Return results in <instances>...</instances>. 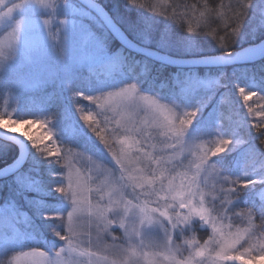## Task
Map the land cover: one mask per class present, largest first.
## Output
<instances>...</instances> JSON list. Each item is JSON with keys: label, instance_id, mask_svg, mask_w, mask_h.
Here are the masks:
<instances>
[{"label": "snow or ice", "instance_id": "1", "mask_svg": "<svg viewBox=\"0 0 264 264\" xmlns=\"http://www.w3.org/2000/svg\"><path fill=\"white\" fill-rule=\"evenodd\" d=\"M250 6L251 0L236 6L241 10L230 18L235 26L227 21L223 25L225 30L231 27L228 35L237 34L245 9ZM12 10L9 8L3 15ZM16 29H13L12 41L17 39ZM188 30L193 31L191 27ZM218 39L222 41L219 44L222 48L229 47L226 37ZM239 92L245 102L258 95L264 99V94L245 93L243 87ZM84 98L103 101L98 104L101 109L98 115L103 117L106 130L108 125H113L107 139L93 128L103 148L95 143L92 147L105 165L83 170L71 162L66 165L67 172L55 191L67 198L70 208L48 217L57 222L52 231L63 241V246L54 253L32 247L27 252L21 251L12 260L18 262L23 256L29 258L30 264H222L225 261L253 264L257 260L264 261V212L248 208L246 213H237L226 208L242 190L253 189L258 183L264 185V178L230 176L212 163L211 158L224 156L222 154L229 151V145H234L232 134L231 138L219 139L214 148L202 150L199 136L188 138L198 110L183 113V118L177 117V125L170 115L174 112L173 106L140 95L135 84L107 92L106 96L102 93ZM140 111L145 113L143 120L139 118ZM248 114L256 121L251 127L264 137V121L259 120L264 117V105L255 113L248 107ZM84 119L93 118L87 115ZM10 123L23 126L32 122L0 119V128L15 132L9 127ZM20 135L32 141L33 147H38L27 132ZM157 139L159 149L153 143ZM109 140H114L119 149ZM183 153L192 159L187 163L180 160L178 156ZM112 161L116 167L107 166ZM178 168L184 171L178 172ZM128 188L132 189L136 203L127 198ZM137 189L142 192L137 193ZM261 198L264 199V192ZM153 203L155 207L150 206ZM229 211H232L231 217L227 214ZM253 216L262 223L241 226L242 218L251 221ZM194 219L211 229V235L203 243L195 234L185 237L183 232L184 226L190 225ZM114 224L123 229V236H112ZM154 224L162 227V237L145 234V227ZM177 229H180L179 236L185 237L182 244L174 238ZM110 236L112 242L108 243ZM253 250H258L259 254L252 255ZM245 254H248L247 258Z\"/></svg>", "mask_w": 264, "mask_h": 264}, {"label": "trees", "instance_id": "2", "mask_svg": "<svg viewBox=\"0 0 264 264\" xmlns=\"http://www.w3.org/2000/svg\"><path fill=\"white\" fill-rule=\"evenodd\" d=\"M69 1L82 6L76 0ZM96 1L110 14L130 40L171 58L191 59L229 53L256 45L264 39V28L256 30L248 22L250 19L248 14L252 6L245 9L244 19L235 36L228 35L231 27L225 30L223 26L225 21L232 24L230 18L241 10L236 6L247 3L248 0H167L177 8L180 7L178 12L182 16L176 14L177 21L184 16L190 19L188 21L193 25L191 28L194 34L185 38L184 27L176 23L173 26L172 22L170 25L173 27H169L172 29H169L171 34L166 42L165 39L159 42L152 36L150 38L142 36V38L137 35L143 27L140 24L141 20L149 19L147 11L149 0ZM254 1L251 0V5ZM90 14L94 21L85 19L84 23L89 31L102 40L103 47L113 55V59L123 62L121 71H125L126 75L133 78L142 88L172 100L171 102L181 106L186 112L198 110L196 121L194 119L190 129L194 135L212 137L211 140L214 139L215 145L219 139L231 138L232 134L234 145H229V151L222 154L224 155L222 157L211 158L212 163L216 164L219 170L234 177L247 178L252 175L256 179L264 178V142H262L264 137H260L251 127L256 121L254 116L248 114V107L253 108L254 113L260 111L264 99L258 95L245 102L239 92V88L243 87L245 93L256 91L264 94V57L248 64L224 67L187 68L166 64L126 50L113 38L101 21L91 12ZM218 37H226L229 47L222 48L219 45L222 41ZM190 41L193 47L195 46L191 52L177 51L178 47H184L185 43L188 44ZM104 77L105 72H102L101 67H81L74 72L65 93H60L59 88H55V94L49 93L47 89L32 92L31 95L34 97L36 94L38 100V103L33 104V109L39 108L40 112L46 114L48 122L52 118L57 121L63 119L65 111L60 96L64 94L66 104L78 102L76 94H84ZM0 100H3L2 89ZM259 120L264 121V117ZM215 131L217 134L214 135ZM51 139L50 142H45V146L54 149L51 161L56 165L46 167L37 159V170L34 174L31 173L43 189L56 188L53 184L60 178L59 163H63V152L67 148L71 149V144H62L58 138ZM29 150L28 160L22 170L10 178L0 179V222L1 224L5 222V226L0 227V239L4 240L6 245L1 249L0 264H9L15 252L18 253L17 247L25 250L34 239L40 250L49 252L57 250L63 244V241L52 231L53 227L57 226V222L48 219L51 214L62 209L64 203L59 197L63 195L57 192L51 193V196H43L32 189H24L19 184L20 176L26 174L33 165L32 157L36 158L32 149ZM17 156L18 148L14 144L0 140V168L12 163ZM263 189L264 185L258 183L253 189L242 190L237 198L233 199L230 209L237 213H246L248 208L264 212V199L259 194ZM23 214H27L30 220H23ZM245 219L247 218H242L241 222ZM6 222L11 224L6 225ZM251 223L258 226L262 221L253 216ZM195 231L204 232L196 227Z\"/></svg>", "mask_w": 264, "mask_h": 264}, {"label": "rangeland", "instance_id": "3", "mask_svg": "<svg viewBox=\"0 0 264 264\" xmlns=\"http://www.w3.org/2000/svg\"><path fill=\"white\" fill-rule=\"evenodd\" d=\"M251 6L252 9L248 14V17H250L248 22L256 30H259V28L263 29L264 0H255ZM9 8L13 9L12 12L3 15L7 13ZM179 8L167 2V0H149L147 7L149 19L144 20L143 18L141 20L140 24L143 27H141L142 30H139L137 35L149 38L152 36L159 42L165 39L164 42H166L169 40L171 34L169 30L171 28L169 27L176 23L184 27L185 38L192 37L194 30L192 32L188 30L193 26L188 21L190 19L184 16L178 19V21L176 20ZM179 16L182 15L179 14ZM85 19L94 21L93 16L86 8L74 4L69 0H0V90H3V100H0V103H2L0 105V119L27 120L32 122L23 126L20 123H10L9 127L14 128L15 132L9 133H14L21 137L28 145V148L32 149V153L36 157H32L33 165L28 172L20 176L19 184L22 188L32 189L35 192L43 194V196H51V193L56 194V188L43 189L39 186V181H36L31 176V173L34 174L36 172L38 160L39 162L42 161L46 167L56 165L55 162L51 161L54 149L45 146V142H50L51 138H58L62 144H71V149L67 148L63 152V163H59L60 178L56 179L57 182L55 180L54 187H57L62 182L67 172L66 165L69 162L81 170L105 165V161L99 158L98 153L92 147L93 143H95L103 148V143L96 133L93 132V128L107 139L108 132L113 125H108L106 130L103 117L98 115L101 111L98 104L103 101H89L84 96H100L102 93H105L106 96L107 92H114L119 88L127 87L129 84H135L140 95L149 96L156 99L159 103L167 104L169 107L173 106L175 109L170 115H172L177 125H179L177 117L183 118L182 114L186 113L181 106L171 102L172 100H168L152 90L142 88L133 78L127 76L125 71H121L123 62L113 59V55L109 54L103 47L102 40L89 31L84 23ZM171 23L172 25H170ZM17 24H19V28L16 29ZM13 29H16L17 39L15 41L11 39ZM146 33L148 35H145ZM191 43V41L188 44L186 42L185 46L178 47L179 50L177 51L191 52L195 48ZM81 67H101L102 72H105V77L97 85L87 89L83 96L80 95L81 93L76 94L78 102L74 101L66 104L64 94L60 96L61 105H63L65 111L63 119L60 118L57 121L52 118L49 123L45 117L46 114L40 112L39 108L37 110L33 109V104L38 103V100L35 97L36 94L34 97L31 95L32 92H36L39 89H47L49 93L55 94V88H59L61 89L59 90L60 93H65L73 79L74 72ZM87 115H91L93 119L86 121L84 117ZM108 115L111 116L112 113L109 112ZM144 117V111H140L139 118L143 120ZM0 129L8 132L7 129ZM22 132H27L31 135L38 147H33L32 141L28 140L27 137L21 136ZM210 132L212 133V130ZM215 134H217V131L214 132ZM193 135L191 130H189L188 138L191 139ZM200 138L198 143L201 144L202 150L215 146L213 143L214 139L211 140L212 137L207 136L204 138L203 136ZM109 143L113 144L117 150L119 149V145L114 140H109ZM153 143H156L157 149L160 148L158 139L154 140ZM40 150H43V153ZM178 158L185 160V163L192 159V157L187 156V153L179 154ZM108 159L111 160L110 155ZM107 166L116 167L114 161ZM177 171L183 172L184 169L178 168ZM136 191L137 193L142 192L141 189H137ZM127 192L129 193L127 198L133 199L132 189L128 188ZM262 192H264V189L259 193L260 196ZM59 199L64 203L59 212L67 211L70 208L69 201L65 196L59 197ZM143 199L141 195V202ZM136 202L133 199V203ZM232 204V202L228 203L226 208L230 209ZM150 206L155 207V203ZM223 210L221 209V211ZM227 214L231 217L232 211H229ZM22 216L23 220H30L27 214H23ZM248 223H251V221L245 219L241 222V226H246ZM7 224L10 225L11 222H6ZM4 226L5 222L0 225L1 228ZM195 227L199 230H204V232L195 231ZM111 232L112 236L117 238L124 235L123 229L118 224L112 226ZM144 232L146 235L158 238L163 236V229L159 224L146 226ZM183 232L185 237L195 234L201 243L211 235V229L201 226L198 219H194L190 225L184 226ZM179 234L180 229H177V235H174V238L177 243L182 244L185 237H181ZM107 240L108 243H111L112 237H108ZM31 241L25 250L17 247L18 253L15 252L12 258L21 251L27 252L30 248L37 247L38 243L36 240ZM5 246V241L0 239V255L2 253L1 249ZM59 248L55 251H58ZM240 251L242 252L243 249H240ZM251 254L258 255L259 252L258 250H253ZM185 255H187V252H185ZM247 255L245 254V258H247ZM253 263L264 264V261L257 260ZM12 264H30V260L22 256L18 262L12 260ZM222 264H241V261H225Z\"/></svg>", "mask_w": 264, "mask_h": 264}, {"label": "water", "instance_id": "4", "mask_svg": "<svg viewBox=\"0 0 264 264\" xmlns=\"http://www.w3.org/2000/svg\"><path fill=\"white\" fill-rule=\"evenodd\" d=\"M84 8L94 14L104 25L113 38L126 50L135 54L152 58L157 61L172 64L179 67H224L232 65L248 64L264 57V39L253 46H247L240 50L213 56L176 59L148 47L135 44L130 40L110 14L96 0H76ZM0 140L10 142L18 148L17 158L9 165L0 168V179L10 178L24 167L28 157L29 148L26 142L14 133L0 129Z\"/></svg>", "mask_w": 264, "mask_h": 264}]
</instances>
